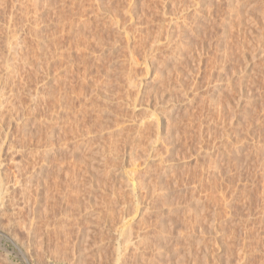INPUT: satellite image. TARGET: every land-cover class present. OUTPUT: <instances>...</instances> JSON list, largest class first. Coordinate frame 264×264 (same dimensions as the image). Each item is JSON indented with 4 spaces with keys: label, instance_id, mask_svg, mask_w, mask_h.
Returning <instances> with one entry per match:
<instances>
[{
    "label": "rangeland",
    "instance_id": "374dc122",
    "mask_svg": "<svg viewBox=\"0 0 264 264\" xmlns=\"http://www.w3.org/2000/svg\"><path fill=\"white\" fill-rule=\"evenodd\" d=\"M36 1L0 0V264H264V0Z\"/></svg>",
    "mask_w": 264,
    "mask_h": 264
},
{
    "label": "bare ground",
    "instance_id": "6f19581e",
    "mask_svg": "<svg viewBox=\"0 0 264 264\" xmlns=\"http://www.w3.org/2000/svg\"><path fill=\"white\" fill-rule=\"evenodd\" d=\"M5 2H6V1H5ZM36 2H38V0H37ZM39 2H40V1H39ZM2 4H3V3H2ZM17 6H18V5H17ZM1 8H2V7H1ZM22 8H23V7H22ZM14 14H15V13H14ZM71 25H72V23H71ZM119 25H120V24H119ZM120 28H121V27H120ZM0 101H1V100H0ZM1 105H2V104H1ZM160 113H161V112L157 111V112H156V115L154 114L155 117H154V115H153V117H154L153 119H155V121H156V122H155L156 125H159V124H160V121L162 122L161 118H162L163 116H161ZM159 115H160V116H159ZM149 124H150V123H149ZM161 124H162V123H161ZM150 126H151V125H150ZM156 130H157V129H156ZM3 141H4V140H3ZM7 142H8V141H7ZM5 150H6V149H5ZM7 150H8V149H7ZM48 150H49V149H48ZM48 150H47V151H48ZM32 151H34L33 148H32ZM47 151H46V152H47ZM49 151H50V150H49ZM49 151H48V152H49ZM37 152H38V150H37ZM3 153H4V149H3V147H1V148H0V175L3 173V172L1 173V171L3 170L2 168H4V165H3L4 163H2V159H1V157L3 156ZM39 153H40V151H39ZM41 154H42V151H41ZM4 155H5V153H4ZM5 156H6V155H5ZM17 165H18V164H16V167H17ZM22 168H23V167H19V165H18V169H19V171H20ZM28 168H29V167H28ZM26 169H27V167H26ZM36 169H38V168H36ZM34 171H36V170L34 169ZM37 171H38V170H37ZM37 171H36V172H37ZM39 172H41V171L39 170ZM39 174H40V173H38V176H39ZM3 175H4V173H3ZM3 175H2V176H3ZM36 175H37V174H36ZM16 176H17V175H16ZM35 177H36V176H35V173H34V174L31 173V175L27 176V181L29 182L28 185H31V186H32V185L36 184L35 182H36L37 180H36ZM3 179H4V176H3ZM37 179H38V178H37ZM0 180H2V179L0 178ZM9 180H10V179H9ZM3 181H4V180H3ZM7 181H8V180H7ZM16 181H17V179H16ZM18 182L21 183V180L19 179ZM3 183H5V184H3ZM2 184H3L4 186H5V185H6V186L4 187L5 190H3L4 188L2 189V187L0 188V200H2L3 198L5 199V196H6V195L12 193V192H9V190H10L9 187H10V186L8 187L5 181L2 182ZM22 184H23V183H21V185H22ZM21 185H20V186H21ZM0 186H2V185L0 184ZM28 187H29V186H28ZM31 188H32V187H30V189H31ZM23 189H24V188H23ZM23 189H22V190H23ZM2 190H3L4 192H2ZM10 191H11V190H10ZM26 192H27V191H26ZM33 192H34V191H33ZM33 192H32V193H33ZM223 193H224V192H223ZM10 195H12V194H10ZM24 195H27V193L25 194V192H24ZM28 195H30V192H29ZM221 195H222V194H221ZM6 197H8V196H6ZM26 197H27V196H26ZM26 197H25V199H26ZM11 198H13V196H12ZM29 198H31V197L28 196V199H27L26 202H29V201H28ZM6 199H7V198H6ZM14 199H15V198H14ZM222 199H223V198H222ZM8 200H9V199H8ZM31 201H32V200H31ZM8 202H9V201H7L6 203H8ZM10 202H11V201H10ZM14 202H15V201H14ZM6 203H4V201H3V202L0 201V208L2 209V211H3L4 207H6V206H7V207L10 206L9 203H8V204H6ZM11 203L13 204V201H12ZM15 203H16V202H15ZM15 203L13 204V206H12V204H11V206L14 207V208H12V209H14V210L12 211L13 214L15 213L16 209L19 208V206H20L19 204H18V205L16 204V206H18V207L16 208V206H14ZM33 204H34V203H33ZM33 204H32V206H33ZM21 205H22V204H21ZM7 207H6V209L8 210ZM10 208H11V207H10ZM15 208H16V209H15ZM21 208H22V207H21ZM28 208H30V207L28 206ZM1 209H0V210H1ZM24 209H25V208H24ZM33 209H34V208H33ZM34 210H35V209H34ZM2 211H1V212H2ZM4 211H5V209H4ZM10 211H11V210H10ZM16 212H17V211H16ZM35 212H36V211H35ZM3 213H4V212H3ZM18 213H19V212H18ZM1 214H2V213H1ZM16 214H17V213H16ZM142 217H143V216H142ZM18 220H19V219H18ZM20 220H21V219H20ZM139 220L141 221V219H139ZM16 221H17V220H16ZM33 223H34V222H33ZM102 225H103V223H102ZM102 225H101V226H102ZM104 225H105V224H104ZM130 225H131V223H130ZM29 227H30V226H29ZM34 227H35V226H34ZM34 227H33V228H34ZM126 228H127V227H126ZM128 228H132V227H131V226L129 227V225H128ZM128 228H127V230H125V231H128V232H127V233L124 232V233L127 235V237H124V238H125V240H127V241H126L127 244H129V243L131 244V242H132L133 245H135L134 242L132 241V239H133V237H132L133 233H131L132 231H129ZM30 229H31V228H30ZM164 231H165V230H164ZM80 232H81V231H80ZM165 232H166V231H165ZM27 234H28V233H27ZM121 235H122V234H121ZM123 235H124V234H123ZM141 235H142V234H141ZM13 238H14V237H13ZM16 238H17V236H16ZM143 238H144V237H143ZM161 238H162V237H161ZM141 239H142V238H141ZM163 242H164V240H163ZM130 244H129V246H130ZM136 244H137V243H136ZM163 244H164V243H163ZM163 244H162V245H163ZM139 245H140V244H139ZM139 245H138V246H139ZM159 245H161V244H159ZM129 248H130V247H129ZM134 249H135V248H134ZM125 258H126V257H125ZM63 260H64V259H63ZM123 261H124V260H123ZM123 261H122V262H123ZM66 262H67V261H66ZM69 262H70V261H69Z\"/></svg>",
    "mask_w": 264,
    "mask_h": 264
}]
</instances>
